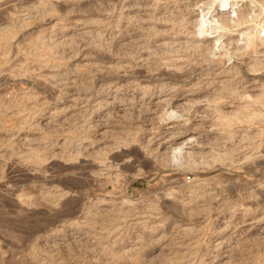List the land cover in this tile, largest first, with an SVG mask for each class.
Segmentation results:
<instances>
[{
  "label": "clouds",
  "instance_id": "9594fccd",
  "mask_svg": "<svg viewBox=\"0 0 264 264\" xmlns=\"http://www.w3.org/2000/svg\"><path fill=\"white\" fill-rule=\"evenodd\" d=\"M0 264H264V0H0Z\"/></svg>",
  "mask_w": 264,
  "mask_h": 264
}]
</instances>
